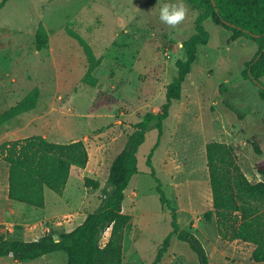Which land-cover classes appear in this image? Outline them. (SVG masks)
I'll return each mask as SVG.
<instances>
[{
	"label": "rangeland",
	"instance_id": "rangeland-1",
	"mask_svg": "<svg viewBox=\"0 0 264 264\" xmlns=\"http://www.w3.org/2000/svg\"><path fill=\"white\" fill-rule=\"evenodd\" d=\"M166 3L187 9L185 20L175 28L159 20L160 7ZM199 11L187 0L4 3L0 8V114L34 88L40 96L34 110L0 128V144L33 135L59 143L83 140L89 158L84 168L71 169L64 215H60L66 207L59 195L47 189L45 208L15 202L25 218L13 216L0 222V234L28 240L45 232L57 236L74 229L97 208L107 187L109 166L124 148L132 125L146 113H158L164 103L166 86L177 74L176 61L185 59L183 41L194 33ZM40 23L48 37L46 47L37 51L34 38ZM204 26L209 40L197 48L181 97L169 107L151 160L161 189L176 209L179 226L197 235L209 263L250 264L253 245L222 239L214 221L204 219L212 209L205 146L213 141L233 146L246 178L260 181L254 165L264 158V100L243 76L258 46L246 38L229 42V30L210 19ZM71 33L81 37L99 60L92 74L95 86L82 80L88 60ZM260 80L264 84V76ZM157 136L152 124L137 150L138 173L125 190L123 212L132 219L125 230L122 264H151L171 230L170 213L161 206L146 164ZM7 175L8 165L0 159V181ZM85 177L97 180L99 188H85ZM65 257L55 252L22 262L7 256L0 258V264H65ZM159 264H198V260L186 242L173 237Z\"/></svg>",
	"mask_w": 264,
	"mask_h": 264
},
{
	"label": "trees",
	"instance_id": "trees-1",
	"mask_svg": "<svg viewBox=\"0 0 264 264\" xmlns=\"http://www.w3.org/2000/svg\"><path fill=\"white\" fill-rule=\"evenodd\" d=\"M7 0H1L0 8ZM200 9L194 20V33L185 41V59L177 60V74L167 84L165 101L158 113H146L132 125L124 148L114 157L102 190V198L95 210L83 222L68 232L55 235L45 232L40 238L25 241L0 234V258L12 256L17 261H33L43 256L63 252L65 264H122L125 230L132 216L123 212L125 190L132 177L138 173L137 150L145 140L147 129L153 124L158 132L157 141L146 159L149 175L155 180L161 206L170 213V232L163 238L151 264H159L170 247L173 237L186 242L195 253L198 264H210L207 252L191 229H182L175 207L161 189L152 165L154 149L163 133V122L169 116V107L181 97L182 84L196 59L197 48L209 40L204 22L229 30V42L246 38L258 46L247 63L243 76L258 88L264 100V0H187ZM214 2V4H213ZM88 60V69L82 80L96 85L93 71L99 65L91 48L75 33ZM47 33L40 23L34 44L41 51L47 44ZM40 92L34 88L19 102L0 114V128L14 118L36 108ZM259 152L258 147H254ZM206 164L212 197V209L205 212L207 223L214 221L218 235L227 241H242L253 245L250 264L264 263V158L254 169L260 181H249L237 164L233 146L222 142H209L205 146ZM88 151L83 140L67 143L52 142L41 135L4 141L0 144V159L8 165V198L35 208H44V190L63 195L70 181L72 168H84ZM85 188H99V182L89 177L83 179ZM108 236L104 240V234Z\"/></svg>",
	"mask_w": 264,
	"mask_h": 264
},
{
	"label": "crops",
	"instance_id": "crops-1",
	"mask_svg": "<svg viewBox=\"0 0 264 264\" xmlns=\"http://www.w3.org/2000/svg\"><path fill=\"white\" fill-rule=\"evenodd\" d=\"M46 190H44V195L46 197ZM67 189L64 190L63 195H60L59 198L61 200V202L65 205V211L60 213V215H64L66 212V209L68 207V194H67ZM16 201H12L8 198V180L5 181H0V222H7V220H12L11 218H13V216L15 217V219L17 220L19 219H24V210H22L18 205L15 204ZM60 202V201H58ZM19 203V202H18ZM46 207V204L44 206V208ZM16 211V216L14 215ZM18 215V216H17ZM46 215L43 216V218H45ZM14 219V218H13ZM22 224V223H21ZM12 230V229H11ZM63 232H65V230H63ZM24 238V237H23ZM39 238V237H38ZM38 238H34L32 240L38 239ZM25 241H31L28 239H23Z\"/></svg>",
	"mask_w": 264,
	"mask_h": 264
},
{
	"label": "clouds",
	"instance_id": "clouds-1",
	"mask_svg": "<svg viewBox=\"0 0 264 264\" xmlns=\"http://www.w3.org/2000/svg\"><path fill=\"white\" fill-rule=\"evenodd\" d=\"M187 9L183 4H164L159 10V20L161 23L175 28L180 25L186 18Z\"/></svg>",
	"mask_w": 264,
	"mask_h": 264
},
{
	"label": "built area",
	"instance_id": "built-area-1",
	"mask_svg": "<svg viewBox=\"0 0 264 264\" xmlns=\"http://www.w3.org/2000/svg\"><path fill=\"white\" fill-rule=\"evenodd\" d=\"M55 238L57 239V236H55Z\"/></svg>",
	"mask_w": 264,
	"mask_h": 264
},
{
	"label": "water",
	"instance_id": "water-1",
	"mask_svg": "<svg viewBox=\"0 0 264 264\" xmlns=\"http://www.w3.org/2000/svg\"><path fill=\"white\" fill-rule=\"evenodd\" d=\"M213 4H214V2H213Z\"/></svg>",
	"mask_w": 264,
	"mask_h": 264
}]
</instances>
